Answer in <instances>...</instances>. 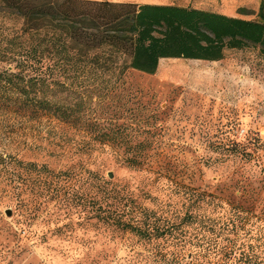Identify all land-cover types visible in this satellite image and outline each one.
<instances>
[{"label": "rangeland", "instance_id": "obj_1", "mask_svg": "<svg viewBox=\"0 0 264 264\" xmlns=\"http://www.w3.org/2000/svg\"><path fill=\"white\" fill-rule=\"evenodd\" d=\"M222 8L257 19L259 7ZM124 81L103 99L93 93L105 139L80 122L0 103V264H213L207 254L197 259L186 213L238 215L244 243L255 242L264 216V55L248 46L216 61L161 58L154 74L131 71ZM75 95L68 91L70 103ZM135 151L144 164L128 167L123 159ZM114 196L173 230L142 238L117 228Z\"/></svg>", "mask_w": 264, "mask_h": 264}, {"label": "trees", "instance_id": "obj_2", "mask_svg": "<svg viewBox=\"0 0 264 264\" xmlns=\"http://www.w3.org/2000/svg\"><path fill=\"white\" fill-rule=\"evenodd\" d=\"M256 16L245 20L191 7L97 0H0V103L16 114L80 122L108 138L110 132L92 114L98 103L93 102L94 92H99L98 99L108 97L123 87L131 71L154 74L161 58L216 61L228 49L248 46L264 55V1ZM71 89L76 95L70 103ZM145 158L135 151L123 163L142 166ZM116 198L110 201L109 217L117 228L142 238L173 230L170 220L157 224L152 210ZM210 202L220 204L214 197ZM183 220L196 223V257L201 262L207 254L213 264H264V216L254 243H244L238 215L223 219L186 213ZM210 234H223L226 243Z\"/></svg>", "mask_w": 264, "mask_h": 264}, {"label": "crops", "instance_id": "obj_3", "mask_svg": "<svg viewBox=\"0 0 264 264\" xmlns=\"http://www.w3.org/2000/svg\"><path fill=\"white\" fill-rule=\"evenodd\" d=\"M108 1L113 3H130L137 7L150 6H168V7H191L195 9L207 10L228 17H237L245 20L242 16H238L235 12H230L222 7H260V2L264 0H97ZM201 60V59H199Z\"/></svg>", "mask_w": 264, "mask_h": 264}, {"label": "water", "instance_id": "obj_4", "mask_svg": "<svg viewBox=\"0 0 264 264\" xmlns=\"http://www.w3.org/2000/svg\"><path fill=\"white\" fill-rule=\"evenodd\" d=\"M109 177H111V174H109ZM6 215H8V216L10 215V210L6 211Z\"/></svg>", "mask_w": 264, "mask_h": 264}, {"label": "built area", "instance_id": "obj_5", "mask_svg": "<svg viewBox=\"0 0 264 264\" xmlns=\"http://www.w3.org/2000/svg\"><path fill=\"white\" fill-rule=\"evenodd\" d=\"M244 133V131L242 130L241 132H240V135H242Z\"/></svg>", "mask_w": 264, "mask_h": 264}]
</instances>
